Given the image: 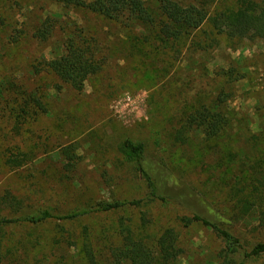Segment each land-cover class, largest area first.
Listing matches in <instances>:
<instances>
[{"label":"rangeland","instance_id":"obj_1","mask_svg":"<svg viewBox=\"0 0 264 264\" xmlns=\"http://www.w3.org/2000/svg\"><path fill=\"white\" fill-rule=\"evenodd\" d=\"M16 2L19 6L13 8L0 3L4 18L0 22L4 96L0 99V197L12 194L22 202V209L1 215L14 220L42 210L65 215L112 200H138L142 206L90 213L70 223L11 225L3 242L9 263L85 264L79 249L86 229L98 251L97 264H108V249L118 245L117 224L123 219L150 239L166 228L175 229L181 255L165 264H217L223 244L215 234L200 224L184 227L179 222L193 214L205 215L206 210L224 220L223 227L247 253L264 243L259 223L250 221L255 225L249 227L246 222H232L243 188L237 182L245 180V187L258 180L264 183L263 40H228L205 23L174 48L163 49L144 28L124 20L109 21L52 0ZM233 7V0H216L210 13ZM47 19L57 26L53 37L41 44L33 32ZM22 23H26L24 36L9 44L8 36ZM70 33H82L103 62L102 70L88 79L81 92L60 84L42 68L52 49ZM27 96L38 99L47 113L32 111L19 124L13 119L14 106ZM219 96L226 100L222 111L231 126L222 136L223 149L237 156L235 163L214 170L210 165L216 157L201 145L195 125L188 130L187 144L174 142L173 136L185 115ZM125 140L144 144L147 161L167 181L166 204L145 205L146 187L119 151ZM69 146L77 148L71 171L60 156ZM21 154L26 156L23 166L8 168L6 159ZM223 158L229 161L225 154ZM260 190L264 193V188ZM244 264H264V254Z\"/></svg>","mask_w":264,"mask_h":264},{"label":"trees","instance_id":"obj_2","mask_svg":"<svg viewBox=\"0 0 264 264\" xmlns=\"http://www.w3.org/2000/svg\"><path fill=\"white\" fill-rule=\"evenodd\" d=\"M17 0H1L9 7H18ZM64 8L84 10L103 19L115 22L123 20L135 24L149 32V38L163 49L174 48L191 32L198 30L203 24L209 23L212 28L228 40L243 39L264 41V0H233L234 7L223 12L211 15L210 8L216 0H52ZM0 2V3H1ZM2 17V15H0ZM3 17L0 19V22ZM17 26V24H16ZM57 22L47 19L34 30L33 38L39 43H47L54 35ZM26 32V23L19 29H14L8 36L9 44H16ZM82 34V33H81ZM67 34L61 46L52 49L51 58L43 61V70L49 72L60 84L81 92L90 77L96 76L102 70L103 62L98 58V51L93 43L83 35ZM3 89L0 86V99H3ZM226 100L221 96L208 105H200L189 115L184 116L180 122V131L175 133L173 141L181 145L189 141L188 130L195 125L201 145L209 148V153L216 157L214 170H221L228 163H235L237 154L226 152L223 147L224 133L231 129L230 120L224 115L222 108ZM14 121L25 123L27 116L33 111L47 113L45 106L33 96L21 97L15 103ZM201 137V138H199ZM231 142V141H229ZM228 142V143H229ZM227 143V144H228ZM226 144V145H227ZM77 148L69 146L61 150L60 156L65 158L64 167L71 171L76 161ZM119 151L126 160L132 164L138 174L139 180L146 187V203L159 202L166 204V183L162 173L146 159L145 146L142 143L125 140L121 143ZM223 154L228 158L224 162ZM24 154L6 159V165L11 169H19L25 163ZM241 171L237 175L241 178ZM243 179V178H242ZM262 181V180H261ZM256 181L251 187H245L246 181H239L243 188L236 200L237 212L232 222H246L249 227L259 223L264 228V183ZM142 201L121 202L119 200L100 201L93 209L78 212L54 215L49 210H42L31 214L19 216L16 220L1 215V212L12 210L18 212L22 209V202L10 193L0 197V264H11L3 251V242L6 239V230L11 225L23 224L29 227H38L50 221L70 223L90 213L106 214L119 211L126 207L140 208ZM2 207V208H1ZM206 214H193L190 218H181L184 227L200 224L210 229L223 244V249L217 264H244L247 259L259 257L264 254V243L256 244L250 252H246L241 241L229 230L224 228V220L213 215L211 210ZM142 219V225L147 222ZM127 221V223H126ZM118 245L110 246L107 254L108 264H165L176 261L181 255L178 248V235L175 229L166 228L157 237L150 239L142 230L136 231L128 220H119ZM139 229V227H138ZM64 233V229H62ZM87 230L82 231L79 252L85 264L98 263V251L89 239ZM63 239V237L61 236ZM69 239V238H66ZM71 239V237H70Z\"/></svg>","mask_w":264,"mask_h":264}]
</instances>
